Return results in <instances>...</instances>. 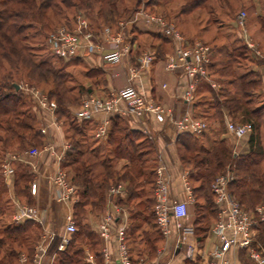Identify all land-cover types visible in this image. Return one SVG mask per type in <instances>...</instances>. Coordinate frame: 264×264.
Here are the masks:
<instances>
[{
    "label": "trees",
    "instance_id": "16d2710c",
    "mask_svg": "<svg viewBox=\"0 0 264 264\" xmlns=\"http://www.w3.org/2000/svg\"><path fill=\"white\" fill-rule=\"evenodd\" d=\"M128 1L130 2V0H0V130L4 131V133L0 132V155L5 148H10V143L16 139L18 146H39L42 143L35 102L28 98L21 89L14 88L13 83L17 81L14 75L22 73L37 81L50 80L56 87L55 90L49 91V97L57 96L62 103H69L66 107L59 106L56 112L59 117L63 118L64 125L73 131L72 136H68L72 142L71 148L66 152L62 165L72 174L71 179L78 181L81 186L78 200L74 205L78 228L72 233L67 246L57 251L55 264H85L81 256L82 243L90 246L92 251L98 249L100 239L82 222V217L87 208L101 209L105 189L115 181L124 180L129 187L127 199L128 202H132L130 205L132 221L127 228L126 238L131 237L127 241L133 260H136L133 256L134 251L137 250L136 243H143L146 237L145 242L153 252L157 241L161 239L160 232L155 226L152 209L143 219H139L134 214L135 207L152 206L155 166L146 157L153 151L152 142L137 130L118 127L116 122L120 117L113 116L105 136L106 145L97 143L98 138L94 136H89L87 144L82 128H85L86 123L90 121L76 119L70 114L68 106L79 105L78 96L80 97L84 89L88 90V87H84L82 81H77L79 85L77 96L70 99L66 96L68 89L60 88L66 75L62 69L70 65H82V74L87 76L98 72L99 67H95L87 59L78 56L69 59L57 56L45 42L47 34L55 25H70L74 15L69 17V13L66 15L62 8L73 9L74 14L82 9L84 14L90 18L89 24L96 29L97 26H113L117 20L129 18L137 10L140 0H131V5ZM151 1L146 0L145 3L149 4ZM208 1L187 0L179 12L184 15L191 13L196 8L205 7ZM213 1L217 2L218 6L213 5L214 2L211 3L212 5L209 4L210 13L230 16L235 10V0ZM248 8L252 10L255 6L252 3ZM150 9L152 8L149 7ZM91 11H96L98 17L107 22L96 24L94 19L89 17ZM50 13L59 16L60 21H64L61 24L57 21L58 23L54 24L50 30L45 31L44 19ZM259 23H262L261 20ZM131 27V41L138 32H145L159 37L161 41L168 44V49L163 56L172 49L171 39L163 32L154 28L142 30L133 24ZM208 27V25L204 26L203 32L207 33L210 29ZM261 28L264 29V24ZM218 34L217 31L213 33L214 40H218ZM38 36L44 39L45 56L37 54L43 50L42 45L38 48L30 44L35 42ZM237 41L238 39L235 42L231 40L230 44L215 42V48L210 47L211 58L214 59H210L206 68L209 78L217 81L219 86L213 88L208 80H201L190 102L192 106L190 112L195 117L205 119L209 129L212 119H217L221 124L224 122L225 111L232 121L250 122L252 130L248 137V150L245 153L234 154L224 139L215 140L208 148L200 143L198 135L189 132H179L176 140L179 156L184 165L186 161L184 152H192L191 158L194 159L195 167L198 168L195 175L198 184L191 187L194 194L193 207L196 211L192 218V225L198 240L204 237L210 223L215 218L216 206L210 188L211 182L226 164L229 163L235 170V177L229 181L228 189L246 209H253L264 199V137L261 133L264 134V130H258V126L255 125V121L260 122V117L264 114V100L261 106L259 104L250 106L253 103L250 99L256 90L264 98L261 91L264 70L261 68L257 70L253 67L254 64H259L257 60L262 62V57L255 55L246 43L237 45ZM132 52L133 45L127 59L128 62L133 58ZM154 54L155 60L157 54L155 50ZM218 55L228 60L223 63ZM239 60L245 61V66L248 67L242 71L235 70L233 64L240 65ZM53 61L59 62L60 67L53 68ZM236 67L239 68V66ZM27 98L28 104L26 103ZM262 128L264 129V122H262ZM17 129L21 131L18 132ZM120 157L126 158L127 161L122 171L116 170L113 165ZM15 175L18 194L27 195L26 183L30 175L26 168L20 166L16 169ZM4 191L0 177V264H18L19 253L25 251L30 254L33 249V242H30L34 234L32 227L37 222L32 219L21 222L11 221V209L2 197ZM150 195L151 200L147 199L149 203L141 201L142 196L149 198ZM136 198L140 199L137 201ZM143 220L147 222V225L142 227ZM153 225L154 228H152ZM258 227L261 236L264 235V222ZM148 232L150 234H147ZM138 253L135 254L138 255ZM186 263L194 264L191 261H186Z\"/></svg>",
    "mask_w": 264,
    "mask_h": 264
},
{
    "label": "built area",
    "instance_id": "2783aa9c",
    "mask_svg": "<svg viewBox=\"0 0 264 264\" xmlns=\"http://www.w3.org/2000/svg\"><path fill=\"white\" fill-rule=\"evenodd\" d=\"M239 23L243 26L242 36L247 47L259 57L260 51L255 47L249 34L244 28V17L239 14ZM130 23L138 25L144 23L151 28L166 34L172 42V50L168 52L165 67L167 70L179 72L184 78V87L181 91V98L184 102L190 103L194 97V91L201 80H208L213 88L218 83L209 78L206 65L211 59V48L204 42L195 41L188 45L183 35L178 32L173 24L166 22L160 13L147 10L144 6L138 8L131 16ZM85 17L81 13L75 16V25H57L52 29L46 38V43L54 54L64 59L78 56L87 59L92 64L98 59L108 65L130 63L127 61L131 42L127 32V21L121 19L116 25H104L100 33L95 35ZM105 42L110 43L109 47ZM154 54L150 49H143L136 58V64H129L127 83L121 88L108 95L87 94L82 97L78 107L74 110L73 116L82 121L90 120L97 114H104L95 128L96 137H105L108 132L109 117L113 115L128 116L131 119L140 120L143 116H153L157 121H163L170 113L163 105L156 102L152 97L142 93L136 81L141 70H147L151 66ZM264 62V57H262ZM18 89L29 90L35 102L36 111L40 117L53 115L56 109L55 103L49 101L37 88H31L18 84ZM165 86V84H163ZM176 132H189L194 135H201L207 128L208 123L201 117H195L190 110L185 111L181 117L174 119ZM49 124H42L39 128L41 134H46ZM226 132L236 138L249 135L252 126L248 121H232L227 118L225 121ZM43 149L55 154L54 146L50 141L44 144ZM37 155V152H34ZM31 154H33L31 152ZM58 159L62 156L55 155ZM20 158L19 152L6 151L0 163L1 173L4 178L13 174L12 162ZM232 171L228 168L224 173H219L211 182L213 201L216 206V217L210 227V233L215 237L216 244L209 257L200 258L202 264H229L225 254L232 248H246L255 264H264V252L254 248L256 234L260 223L264 222V202L258 203L252 210H247L239 200L229 191L228 183L232 179ZM185 197L174 199L171 195L172 177L166 166L158 163L154 169L153 182V206L155 226L159 230L164 245L156 251L152 260L144 258L132 263L125 240V224L120 216L108 213L102 216L98 222L97 229L104 240L102 257L104 263H109L111 253L117 260V264H169L164 260L165 246L172 245V252L185 246V257L196 260L200 254L194 250V246L187 242V236L194 235V227L188 222L189 204L193 201L192 189L187 178V172L181 175ZM50 188L56 200L69 198L73 187L66 179V172L60 168L50 175ZM114 191L113 187L111 188ZM37 186L35 182L30 183V193L35 194ZM11 221L21 222L32 219L42 224L44 216L42 210L36 206L15 202ZM77 227L70 216L66 218L64 231L60 235L57 249L63 250L69 243L71 234ZM42 236L35 244L32 255L29 257L25 252L18 256V264H41L42 255L46 253L49 242L53 238ZM96 264V263H92Z\"/></svg>",
    "mask_w": 264,
    "mask_h": 264
},
{
    "label": "crops",
    "instance_id": "0c3cea01",
    "mask_svg": "<svg viewBox=\"0 0 264 264\" xmlns=\"http://www.w3.org/2000/svg\"><path fill=\"white\" fill-rule=\"evenodd\" d=\"M132 40L133 41L131 42L134 47H136V42L138 48H141L140 50H142V48H147L150 49L153 54L154 50L157 53L156 58L155 60L153 59L149 69L144 71L141 70L137 74L138 78L137 80L135 79V81L136 85L142 93L152 97L156 102L161 103L163 107L168 110V112L170 113V117L167 116L163 121H157L154 119L153 116L148 115L143 116L140 120L131 119L130 117L123 115L113 116L120 117V119H118L116 122L118 127H127L133 130H137L144 137H147L152 142L153 151L150 155H147L146 157L153 162L154 166H156L158 163H162L166 166L172 177L171 195L174 199H182L185 197V192L183 190L181 175L183 172L188 171L179 156V151L176 143L178 132H176L175 130L173 120L181 117L182 114L185 113V111H191V104L184 102L180 96L181 91L184 87V78L180 76L179 72H173L166 69L165 62L168 53H166L165 56H163V53H165L168 49V44H165L164 41H161L159 37L145 32H138ZM105 45L109 47L110 43L105 42ZM140 50L134 49L132 55L133 58L130 61L131 65L136 64V53H138ZM129 64L124 63L108 65L104 62H100L97 59L94 66L99 67L98 72L88 74L87 76L82 74L81 72L83 79L82 82L84 84V87H88V90L84 89L80 93V100L83 96L87 94L108 95L113 91L124 86L127 83ZM163 84H165V86H163ZM261 91L264 95V79L261 82ZM77 107L78 105H70L68 107L69 112L72 116L74 110ZM113 116L109 117L108 128L111 125V120ZM262 116H264V114ZM104 117V114H97L96 116H94V118L88 120L90 121V123H86L85 128H82V133H84L86 136L85 141L87 142V144L89 143L88 139L91 136L96 137L94 135V128L96 124ZM37 118L39 122V128L43 123L49 124V127L47 129L48 132L46 134L40 133L42 135V143L39 148H36L33 145H29L28 148L24 149V151L19 152L20 158L12 162V175H9L4 178L1 173L0 166V177L3 181V185L5 188L2 197L7 201V204L11 209L10 220L11 215L14 211L15 202L32 204L36 206L39 210H42L45 219L42 223L43 231L41 236H45L46 238H49L51 234H53L54 236L49 242L46 253L42 255L41 264H55L56 254L59 250L57 249V244L54 245V242L59 241L61 233L56 234L57 229L55 230V227H53V221L58 219L60 222H63L62 224L65 226L66 218L67 216H70L74 221L76 227L78 228L76 223V216L74 213V205L78 200L79 190L81 186L78 181L72 180L70 184L73 187V192L69 195V198L64 200H56L55 197H53V192L50 188L49 178L51 174L55 173L63 166L62 160L65 157V154L68 149V136L64 126L63 118L57 115H50L45 118L37 115ZM227 118H230V116L225 111L224 122ZM248 137L249 135L243 136L242 138H236L226 131H212L207 128L201 135H198L197 138L201 144L205 145L208 148L212 146L215 140L224 139L226 143L232 148L234 154H241L245 153L249 148ZM96 138H98L97 143L106 145V137ZM47 141H50L53 144L55 154H51L49 150L43 149L44 144ZM7 150L8 149H5L4 153ZM31 152L33 154H31ZM34 152H37V155H35ZM55 155H60L62 157L58 159ZM117 162L120 166L114 165V168L116 170L122 171L125 168V163L127 162L126 158L120 157ZM20 166L25 167L27 173L30 175V178L26 183L27 195H19L16 189L15 174L16 169H18ZM65 171L67 172V174H69L70 172L66 167ZM32 182H35L37 186L35 194L30 193V183ZM118 184L119 185L116 191H113L109 193V195L105 196L104 203L101 209L91 210L87 208L85 214L82 217V222L87 225L89 227V230L93 232L96 236H98V238L100 239V245L98 246V249H93V251L91 250L90 246H88L86 243L81 244V256L85 264H106L104 263L102 257V248L105 242L101 238L97 229L98 222L100 221L102 216H106L108 213L120 216L123 223L125 224L124 233L126 238L127 228L129 226V223L132 221V207H130L132 202H128L127 199L129 189V187L127 186V182L121 180ZM192 196L193 201L189 204L188 218V222H190L191 224V206H193L194 203L193 191ZM139 199H137V201ZM147 199L151 200V195L149 196V198L145 196L141 197V201H146L147 203H149ZM151 209L152 206L135 207L134 214H136L139 219H143L144 216H147L150 213ZM214 220L212 221V224ZM212 224L209 226L206 234L201 240H198L196 238L195 233L194 235L187 236V242L192 244L194 246V250L200 254L199 257L197 256L196 260L185 257V246H181L179 250H176L173 253L172 245L168 247L167 245L165 246L167 249L165 250V255L163 259L168 261L169 264H189L186 263V261H191L194 264H202L203 260L199 261L200 258H202L203 256L206 261L209 257V253L212 251L214 245L216 244L215 237L210 233V227L212 226ZM145 225H147V222L143 220L142 227ZM154 227L155 226L153 225L152 228ZM56 237L57 239L55 240L54 238ZM126 244L128 248V243ZM156 245L157 246L154 252H156L159 248L162 247V245H164L162 238L157 241ZM34 246L31 253L28 254L29 257L32 255ZM254 248L258 249L261 252H264V235L261 236L259 227L256 234ZM136 249L137 250L134 252H139V255L134 256L136 257V260H133V257H131L129 252L132 263L142 258L145 259V257L143 256L145 254V251L143 250V243H136ZM113 252L114 250H112L110 257L111 260L107 264H117V260L113 255ZM225 258L228 259L229 264H255L254 260L249 255V250L246 248H232L225 254Z\"/></svg>",
    "mask_w": 264,
    "mask_h": 264
},
{
    "label": "rangeland",
    "instance_id": "374dc122",
    "mask_svg": "<svg viewBox=\"0 0 264 264\" xmlns=\"http://www.w3.org/2000/svg\"><path fill=\"white\" fill-rule=\"evenodd\" d=\"M132 1L131 0H130V2L128 1L129 2L128 4L131 5ZM186 1L187 0H160V1L159 0H152L151 3L146 4L145 3L146 0H140V4L138 5V8L144 6L147 10H149V7H151L152 9H150V11H153L155 13H160L166 22L173 24L174 27L178 30V32H180L183 35L184 40L186 41V43L188 45H192L195 41H201V42H204L207 45H209V47H212V49L215 48V45H214L215 42H217V43L224 42L226 44H230L231 40H234V42H235L236 39H238V41L236 42L237 45L245 43V40L243 39V36H242L243 26L239 23V21H240L239 20V14H242L244 17L243 23H244L245 31L251 37L252 42L254 43L255 47L260 51L262 57H264V29L261 28L262 25L264 24V0H235V3H236V4H234L235 10H234V12H232L230 14V16L216 14L215 12L210 13L208 6H209V4L212 5L211 3L214 2L213 0H209L208 3L204 5L205 7L196 8L191 13H187L185 15L180 14L179 11L181 10V8H183ZM252 3H253V6H255V8L251 10V8H248V7L251 6ZM244 4H245V6H242ZM213 5L218 6V3L214 2ZM74 10H76V9H74ZM62 11L66 15H68V13H69V17L74 15L72 20H71V23H69L70 24L69 26L75 25V16L77 13H81L85 17V19L87 20V23L89 25L88 28H90L92 30V32L95 33V35L100 33V29L102 27L101 26L99 27L96 25L97 26L96 29H93L92 28L93 26H91V24H89L90 18H88L84 14V11L82 9L77 10L75 12V14L73 12V9L62 8ZM131 16L132 15H130L129 18L127 17V18H122V19L127 21V32L129 33V35L132 36V33L130 32L132 23L129 22V20L131 19ZM89 17L93 18L94 22L98 25L107 22V21H102L103 19H100L98 17V14L96 13V11H91L89 13ZM119 20H121V19H119ZM119 20H117V21H119ZM259 20H261L262 23H259ZM57 21H59V23L61 24V22H63L64 20L60 21L59 16H55V15H53V13H50L49 15L47 14L45 19H44V22L46 23L45 31L50 30L54 24L58 23ZM117 21H116V23H117ZM116 23L113 24V26L116 25ZM138 24H139V26L135 25V24H133V26H137L139 28H142V30H146L147 28H151L144 23L143 24L138 23ZM57 25H55V26H57ZM206 25H208L209 26L208 28H210L207 33L203 32V29H202ZM55 26L53 27V29L55 28ZM216 31L219 33L218 37H217L218 40H214V38L212 37L213 33H215ZM130 42H131V37H130ZM43 43H44V39L42 38V36H38V38L36 39L35 42L30 43V44H33L34 46H37L38 48L41 47V45H42L43 50H41L37 53V54H41V56H45V53H44L45 50H44V44ZM132 45L133 44L131 42V48H132ZM135 45H136V47L133 46L134 49H137V50L141 49V48H138L136 42H135ZM134 49H133V51H134ZM143 49H146V48H142V50ZM142 50H140L138 53H136V56H138ZM220 56L221 55H218V58H221L220 61H222L223 63H225L228 60L226 57H223V56L220 57ZM211 59L213 60L214 58H211ZM53 62H54L53 68H59L60 67L61 64L59 62H57V61H53ZM239 62H240V65L233 64V66L236 69L235 68H232V69L242 71L248 67V66L247 67L245 66L246 65L245 61L239 60ZM257 62H259V64L258 65L254 64L253 67L257 70H259V68L264 70L263 59H262V62L259 60H257ZM260 63H261V65H260ZM236 66H239V68H237ZM249 66H252V65H249ZM82 68H83L82 65L81 66L70 65V66H67L65 69L64 68L62 69V72H64L66 75L64 76L65 81H64V83L61 82L60 88L68 89L66 91V96H68L70 99H73L74 96L75 97L77 96V90L79 88L77 81L83 80L82 74H81ZM14 77L17 79V81H16L17 84L21 83V84L28 86V87H31V88L32 87L37 88L43 95H45V97L49 101L54 102L56 109H55L53 116H56V115L58 116L56 110L59 106L66 107V105L69 104V103L68 104L62 103V101L59 100L57 98V96L49 97V94H48L49 91L51 89L55 90V87H56L50 80H48V81H40V80L37 81L35 79H31V78L24 76V74H22V73H20L18 75H14ZM80 86H82V85H80ZM218 86H219V84H218ZM81 89H84V87H81ZM21 90L24 92L25 95L28 96V98L33 99V96L31 94V92H29V90H26V91H24L23 89H21ZM28 98L26 101L27 104L29 101ZM80 98H81V96L80 97L78 96L79 102L81 101ZM250 100H252V102H253L252 105H250V106H254L255 104H259L261 106V104H263L262 102H263L264 98H263L262 94L259 93L258 90H256L255 94L252 96V98ZM50 115H48V116H50ZM262 122H264V116L260 117V122H259V120L257 122L255 121V125L258 126V130H264L262 128ZM210 123H211L210 130L220 131V132L226 131L225 122H223L221 124L217 119L216 120L212 119L210 121ZM65 129L67 132V136H72L73 131L71 130V128H68V126H65ZM17 130H18V132L21 131V129H17ZM0 132L4 133L3 130H0ZM261 133H262V137H264L263 132H261ZM71 144H72V142L68 138V149H67V151L71 148ZM18 145H19L18 140L16 139L10 143V148H5V149H8L7 151H9V152H22V151H24V149L28 148V146H29V145L28 146H18ZM40 145L39 146L33 145V146L36 148H39ZM237 150H238V148H237ZM184 153H185V160H186L185 161V167L188 171L187 172V178H188L190 186L192 187V185L198 184V181L195 180V175H196L198 168L195 167L194 159L191 158L192 152L191 153L184 152ZM4 154L5 153L3 150V152L0 155V163L2 161V157L4 156ZM117 161L118 160H116L113 163V165H119V163ZM61 168L65 171L64 166H62ZM228 168L232 171L231 175H232V179H233L235 177V170L233 169V166L230 165L229 163L226 164L224 166V168L222 169V171H220L219 173H224L225 171H227ZM219 173H217L216 175H218ZM71 178H72V174L70 172H69V174H67V172H66V179H67L69 184L72 181ZM120 181H117V182L115 181V182L111 183L110 185H108L107 188L105 189V196L109 195V193L113 192L111 189L112 187H113L114 191H116V189L118 188V185H119L118 183ZM200 200H202V199H200ZM262 202H264V199H263V201H261L259 203H262ZM152 206H153V203H152ZM195 212H196L195 208L193 206H191V214H192L191 218L194 217ZM62 223L63 222H60L58 219L53 221V227H55V230L57 229L56 234H58V233L62 234L63 233L64 225ZM211 224H212V222L210 223V225ZM0 225H1V223H0ZM42 229H43V224H40L38 222L35 224L34 227H32L34 234L32 235V238H31L32 240L30 242H33V246L36 242H38L41 239V237H42L41 235H42V231H43ZM147 234H150V232H148ZM151 235H154V233H151ZM129 238H131V237L125 238L126 243H128L127 240H130ZM145 238L143 240V250L145 251L144 252L145 254L144 255L142 254V255L145 257L146 260H151L152 258H154V255L156 252H154V251L152 252V250H150L148 248V245L145 242ZM54 239L56 240L57 237ZM52 242H53V240H52ZM57 243H58V241L54 242V245H56ZM26 254H28V253H26ZM133 254H134L133 256H135V255L137 256V254H135V252Z\"/></svg>",
    "mask_w": 264,
    "mask_h": 264
},
{
    "label": "water",
    "instance_id": "95a60500",
    "mask_svg": "<svg viewBox=\"0 0 264 264\" xmlns=\"http://www.w3.org/2000/svg\"><path fill=\"white\" fill-rule=\"evenodd\" d=\"M13 86H14L15 89L19 88V85L17 83H13Z\"/></svg>",
    "mask_w": 264,
    "mask_h": 264
}]
</instances>
